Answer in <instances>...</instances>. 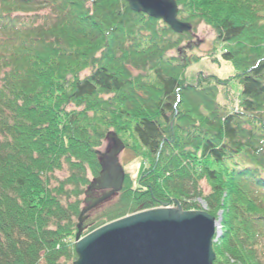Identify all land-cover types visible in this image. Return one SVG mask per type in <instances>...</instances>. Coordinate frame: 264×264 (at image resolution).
I'll list each match as a JSON object with an SVG mask.
<instances>
[{
  "label": "trees",
  "instance_id": "1",
  "mask_svg": "<svg viewBox=\"0 0 264 264\" xmlns=\"http://www.w3.org/2000/svg\"><path fill=\"white\" fill-rule=\"evenodd\" d=\"M174 1L189 30L126 0H0V264H73L108 132L146 166L85 233L200 199L220 213L212 264H264V0ZM204 58L233 72L202 75Z\"/></svg>",
  "mask_w": 264,
  "mask_h": 264
},
{
  "label": "water",
  "instance_id": "2",
  "mask_svg": "<svg viewBox=\"0 0 264 264\" xmlns=\"http://www.w3.org/2000/svg\"><path fill=\"white\" fill-rule=\"evenodd\" d=\"M134 11L161 18L172 30H189L177 19L174 0H126ZM111 146L96 151L100 172L91 179L84 194L85 205L77 220L73 264H212V243L219 219L203 209L184 210L175 206L151 208L107 222L82 235L87 212L122 188L124 171L118 155L124 144L113 132ZM101 191L93 196L92 191Z\"/></svg>",
  "mask_w": 264,
  "mask_h": 264
},
{
  "label": "rangeland",
  "instance_id": "3",
  "mask_svg": "<svg viewBox=\"0 0 264 264\" xmlns=\"http://www.w3.org/2000/svg\"><path fill=\"white\" fill-rule=\"evenodd\" d=\"M193 34H194L193 35V40H194L193 43L198 42L197 47H195V49H194L195 52L196 53H202V54L207 53L208 50L211 48L212 42L214 39L213 31L207 25L200 23L196 26ZM221 63L222 64L220 67L217 64L211 63L210 60H207L204 58L202 60V65H199L196 68L199 71V73H201L202 75L205 74L206 71H209L210 73L216 74L219 77L227 76L233 72L231 66L228 63H225V62H221ZM233 86H234V89H236V90H239V88H240L239 85L236 83H234ZM108 133H110V132H108ZM110 146H111V140L106 136V138L102 142L101 146L98 148V151L101 153L106 152ZM118 158H119V162L122 166V169L124 171V176H125V174L129 175L131 177V179L134 181V183H136V180H137V178L141 172V169L145 165L143 163V161H141V159H139V158H132V156L129 153H127L124 150V148L119 153ZM66 174H67L66 170H61V171L55 172L54 176H56L58 178H62L64 176H66ZM116 193L113 196H111L110 198L104 200L103 202H101L100 204L95 206L94 208L90 209L87 212V218H91V217L97 215L101 209L110 205L115 200ZM100 194H101V191H99V190L98 191H92L93 196H99ZM85 198H86V196L84 194L83 200ZM197 201L201 205L202 209L205 210V204L202 202V200L198 199ZM84 205H85V203L83 201L82 206H84ZM216 219H219V221H220V213H218V216ZM216 230H217V233L215 235V238H217L221 234L220 223H219V228H217ZM84 233H85V230H83L81 234H84Z\"/></svg>",
  "mask_w": 264,
  "mask_h": 264
}]
</instances>
